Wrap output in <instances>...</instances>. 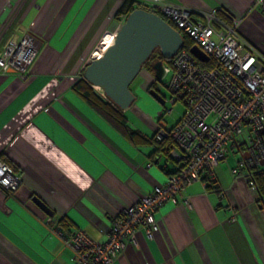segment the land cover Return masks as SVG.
Masks as SVG:
<instances>
[{
    "label": "crops",
    "instance_id": "0c3cea01",
    "mask_svg": "<svg viewBox=\"0 0 264 264\" xmlns=\"http://www.w3.org/2000/svg\"><path fill=\"white\" fill-rule=\"evenodd\" d=\"M126 1L0 0V56L9 39L25 32L39 41L26 80L0 73V160L21 180L15 192L0 191V264H74L55 230L82 231L103 243L111 218L168 178L164 157H150L153 146L127 140L73 89L103 37L117 31ZM163 1L198 19L229 14L240 21L239 36L264 56V0ZM137 79L129 109L153 134L135 128L131 113L118 109L131 129L150 138L159 129L137 99H147L152 80L142 70ZM238 159L235 164L226 156L211 186L192 182L159 207L151 236L139 228L136 245L127 243L113 264H264V196L250 192L242 173L232 174Z\"/></svg>",
    "mask_w": 264,
    "mask_h": 264
},
{
    "label": "built area",
    "instance_id": "2783aa9c",
    "mask_svg": "<svg viewBox=\"0 0 264 264\" xmlns=\"http://www.w3.org/2000/svg\"><path fill=\"white\" fill-rule=\"evenodd\" d=\"M132 1L187 36L207 60L194 57L192 46L189 50L182 47L164 63L172 103L182 102L185 111L175 126L159 129L157 136L172 140L169 154L181 168L168 176L162 187L112 217L103 243L82 231L66 234L55 230L73 251L74 264H113L127 243L136 245L139 228L151 236L157 228L154 212L165 202L175 201L186 185L213 181L215 168L229 148H237L240 155L232 174L242 173L250 190L258 195L253 173L264 167V56L239 36L240 21L223 11L225 19L218 11L200 14L198 19L191 10L163 0ZM126 17L121 16V24ZM38 52L39 41L31 32L9 39L0 56V73L13 71L26 80ZM20 184L11 167L0 161V191L15 192Z\"/></svg>",
    "mask_w": 264,
    "mask_h": 264
},
{
    "label": "water",
    "instance_id": "95a60500",
    "mask_svg": "<svg viewBox=\"0 0 264 264\" xmlns=\"http://www.w3.org/2000/svg\"><path fill=\"white\" fill-rule=\"evenodd\" d=\"M183 43V36L162 17L136 8L118 27L112 44L102 56L92 59L86 66L83 79L92 87H98L105 98L125 112L135 100L131 84L153 52L158 50L161 57L152 65L153 78L158 83L165 77L164 61L171 59ZM190 53L201 62L207 60L196 46ZM150 94L164 104L159 92L152 90ZM33 200L45 213L52 215L42 201Z\"/></svg>",
    "mask_w": 264,
    "mask_h": 264
},
{
    "label": "trees",
    "instance_id": "16d2710c",
    "mask_svg": "<svg viewBox=\"0 0 264 264\" xmlns=\"http://www.w3.org/2000/svg\"><path fill=\"white\" fill-rule=\"evenodd\" d=\"M138 8V7H137ZM135 8L134 2L131 0H127L123 7L119 10L117 16L121 17L123 15H128ZM219 16L222 19H225L224 15L219 11ZM120 21V19H119ZM123 23V22H122ZM183 36V47L186 50H189L193 46V42L185 35ZM161 59L159 51L155 50L153 54L150 56L148 61L143 65L145 68L152 72V65ZM167 63L168 61H164ZM203 66H207L204 64ZM76 93H78L87 103L88 105L95 110L99 115H101L106 121H108L111 125H113L127 140L134 144H144L148 143L150 146L154 147L153 153L150 157L154 156V158L164 157V162L161 166V169L165 171L168 176L172 174H176L181 168L182 164L176 162L170 157L169 151L172 147V140L169 138H161L159 139L157 133H155L152 137L147 138L142 135L140 132L131 129L127 120L124 117L123 113L115 106L112 102H110L107 98H105L102 94L98 93L88 82L81 79L75 85L74 88ZM159 92V91H158ZM2 161V160H0ZM4 162V161H3ZM169 164L174 166L173 170H167ZM12 169V168H11ZM14 172V170H13ZM205 181V180H204ZM253 182L257 187L258 196L261 198L264 196V167L257 169L253 173ZM206 184H213L212 182H205ZM207 187H210V186ZM63 226H68V222L65 220H60Z\"/></svg>",
    "mask_w": 264,
    "mask_h": 264
},
{
    "label": "rangeland",
    "instance_id": "374dc122",
    "mask_svg": "<svg viewBox=\"0 0 264 264\" xmlns=\"http://www.w3.org/2000/svg\"><path fill=\"white\" fill-rule=\"evenodd\" d=\"M196 18H198V17H196ZM168 79H169V75H166L162 79L161 82L157 83V89L159 90V95L164 100V104H161L151 94H149V95L147 94V99H142V98L137 99V100H140V104L142 106V107L141 106L140 107H141L142 112L145 114H149L151 120L153 121V124L156 125L155 131H157L158 129L161 130L165 126L168 129L175 126L182 119L184 111H185V106L182 102L176 101L175 103H172L170 92L166 87ZM137 80L138 79L136 78L135 81H137ZM97 92L102 93L101 90H97ZM137 100H136V102H137ZM126 112L131 113V115H132L131 120L134 121L136 124L135 128L136 127L144 128L148 135L153 134L154 129H153V126L151 124H149L147 121H143L138 114L137 115L133 114L130 109L127 110ZM160 112H162L163 115L161 117V120L158 122L157 121V115ZM144 148L145 147H142L141 149L144 150ZM149 148H151V147H149ZM239 157H240V155H239L237 148H235V149L229 148V150L227 152V158L230 161L231 160L235 161ZM235 164H236V161H235ZM247 186H248V184H247ZM248 188H249V186H248ZM249 190H250V188H249ZM250 192H251V190H250Z\"/></svg>",
    "mask_w": 264,
    "mask_h": 264
},
{
    "label": "bare ground",
    "instance_id": "6f19581e",
    "mask_svg": "<svg viewBox=\"0 0 264 264\" xmlns=\"http://www.w3.org/2000/svg\"><path fill=\"white\" fill-rule=\"evenodd\" d=\"M114 40V33L107 34V36L102 40L99 48L94 53V58H100L103 52L112 44ZM97 90H100L98 87H95Z\"/></svg>",
    "mask_w": 264,
    "mask_h": 264
},
{
    "label": "flooded vegetation",
    "instance_id": "af4514ba",
    "mask_svg": "<svg viewBox=\"0 0 264 264\" xmlns=\"http://www.w3.org/2000/svg\"><path fill=\"white\" fill-rule=\"evenodd\" d=\"M142 71H145L150 76V78L152 80L148 85L147 91L149 92V94L152 90L158 92L159 90L157 89V82L154 80L152 72L150 70H148L147 68H145L144 66L142 67Z\"/></svg>",
    "mask_w": 264,
    "mask_h": 264
}]
</instances>
